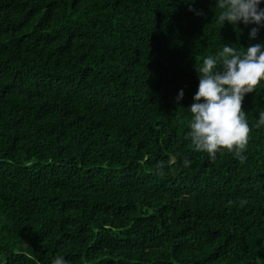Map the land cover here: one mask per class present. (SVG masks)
Wrapping results in <instances>:
<instances>
[{"label":"trees","instance_id":"trees-1","mask_svg":"<svg viewBox=\"0 0 264 264\" xmlns=\"http://www.w3.org/2000/svg\"><path fill=\"white\" fill-rule=\"evenodd\" d=\"M218 14L0 0V264H264V82L243 101L244 162L186 138L196 59L264 44Z\"/></svg>","mask_w":264,"mask_h":264},{"label":"clouds","instance_id":"clouds-1","mask_svg":"<svg viewBox=\"0 0 264 264\" xmlns=\"http://www.w3.org/2000/svg\"><path fill=\"white\" fill-rule=\"evenodd\" d=\"M185 2L194 4L196 0ZM262 2L264 0H215V9L219 10V14L214 18L221 28L225 22L234 28L239 23L257 25L249 34L250 39H255L259 28L264 27V9L260 8ZM189 11L197 16L203 15L202 10L192 7ZM241 49L223 44L222 50L206 56L202 63L196 59L199 85L194 102L187 109L191 119L187 122L189 130L186 138L190 139L194 151L206 153L213 162L217 153L224 152L234 154L241 162L247 159L244 153L252 128L242 105L245 96L256 92L264 82V44H250ZM183 96L181 89L176 97L178 104ZM255 127H264V110L258 112ZM190 163L186 158L183 160L184 167ZM164 174V166L157 165V175ZM52 264L68 262L58 256Z\"/></svg>","mask_w":264,"mask_h":264}]
</instances>
